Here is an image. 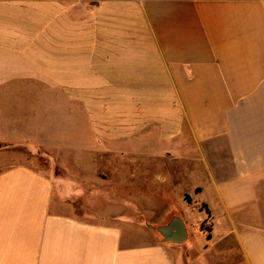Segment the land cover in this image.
<instances>
[{"label": "crops", "instance_id": "1", "mask_svg": "<svg viewBox=\"0 0 264 264\" xmlns=\"http://www.w3.org/2000/svg\"><path fill=\"white\" fill-rule=\"evenodd\" d=\"M0 264H264V0H0Z\"/></svg>", "mask_w": 264, "mask_h": 264}, {"label": "rangeland", "instance_id": "2", "mask_svg": "<svg viewBox=\"0 0 264 264\" xmlns=\"http://www.w3.org/2000/svg\"><path fill=\"white\" fill-rule=\"evenodd\" d=\"M20 149V150H19ZM17 149V153L18 155L15 156L13 153H8L7 154V160L8 161H12V162H17V161H20L21 159V154H22V158H23V161H28L30 162L34 167L42 170V171H45V172H52L50 170V164L48 163V159L46 157H43L41 155H32L31 157H29L30 153L27 152L26 150H24V148H19ZM21 153V154H19ZM2 163V162H1ZM61 173V171H59ZM117 171H115L114 173H116ZM121 172H117V174H115L112 178V183L113 185L115 184H118L119 187L117 188V197L118 199H122V201H126L129 199V196L127 195V192L125 191V188H126V179L122 180L120 178L122 177H119L118 175H124V174H120ZM126 199V200H125ZM138 206L140 207V209H142L143 207V198L141 197H134L133 198ZM155 200V205H156V209H157V218L159 217V215H162L161 212L165 209V207L163 205L160 204L158 198H154ZM132 216L134 219L140 221L141 225L143 227H147L148 226V223L146 221L143 220V217H142V214L140 212H138L137 210H133L132 211ZM173 219V218H172ZM196 219V217H195ZM189 232H190V235H189V239L185 240L184 242H182L181 244H186L187 242H191L193 241V243H195L197 246L200 247V245L202 244V242H206L207 241V234L206 233H203L199 230L198 228V223L196 222V220H194V222L192 224H189ZM156 232H158L156 230V228H154ZM159 238H163L160 233L158 234ZM187 241V242H186ZM186 242V243H185Z\"/></svg>", "mask_w": 264, "mask_h": 264}, {"label": "water", "instance_id": "3", "mask_svg": "<svg viewBox=\"0 0 264 264\" xmlns=\"http://www.w3.org/2000/svg\"><path fill=\"white\" fill-rule=\"evenodd\" d=\"M157 230L168 241L184 242L188 236L186 228L179 217H174L167 225L160 226Z\"/></svg>", "mask_w": 264, "mask_h": 264}, {"label": "built area", "instance_id": "4", "mask_svg": "<svg viewBox=\"0 0 264 264\" xmlns=\"http://www.w3.org/2000/svg\"><path fill=\"white\" fill-rule=\"evenodd\" d=\"M206 227H204V229H205Z\"/></svg>", "mask_w": 264, "mask_h": 264}]
</instances>
